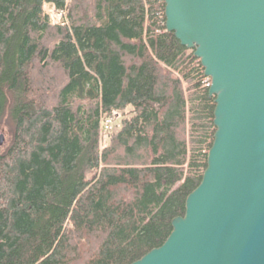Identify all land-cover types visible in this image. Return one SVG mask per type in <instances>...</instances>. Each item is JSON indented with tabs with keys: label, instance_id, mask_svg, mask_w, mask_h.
Here are the masks:
<instances>
[{
	"label": "trees",
	"instance_id": "obj_1",
	"mask_svg": "<svg viewBox=\"0 0 264 264\" xmlns=\"http://www.w3.org/2000/svg\"><path fill=\"white\" fill-rule=\"evenodd\" d=\"M164 23V0H0V264H130L184 214L214 101Z\"/></svg>",
	"mask_w": 264,
	"mask_h": 264
},
{
	"label": "water",
	"instance_id": "obj_2",
	"mask_svg": "<svg viewBox=\"0 0 264 264\" xmlns=\"http://www.w3.org/2000/svg\"><path fill=\"white\" fill-rule=\"evenodd\" d=\"M164 17L210 79L215 131L184 214L130 264H264V0H164Z\"/></svg>",
	"mask_w": 264,
	"mask_h": 264
},
{
	"label": "built area",
	"instance_id": "obj_3",
	"mask_svg": "<svg viewBox=\"0 0 264 264\" xmlns=\"http://www.w3.org/2000/svg\"><path fill=\"white\" fill-rule=\"evenodd\" d=\"M162 31H166V29L159 30V32H162ZM192 57H194L193 54H192ZM194 58H195V61H196L197 65L200 67L201 72H202V75H203V68H202V66H201L200 63H199V60H198L196 57H194ZM203 82H204L203 85H205V86H209L210 79H209L208 77H206V76L203 75ZM103 125H104L106 128H108V129L112 128V124H111V120H110V119H106V120H104V121H103Z\"/></svg>",
	"mask_w": 264,
	"mask_h": 264
},
{
	"label": "rangeland",
	"instance_id": "obj_4",
	"mask_svg": "<svg viewBox=\"0 0 264 264\" xmlns=\"http://www.w3.org/2000/svg\"><path fill=\"white\" fill-rule=\"evenodd\" d=\"M51 16H53V18L56 19V15L54 13H51ZM116 123L118 124V120L117 119L115 120V122H113V125H112L113 127L112 128L117 127V124ZM0 132L4 133L5 138L7 140V137H8V129H7V127H6V125L4 123H1L0 124Z\"/></svg>",
	"mask_w": 264,
	"mask_h": 264
}]
</instances>
